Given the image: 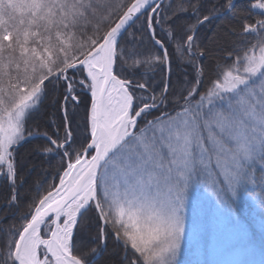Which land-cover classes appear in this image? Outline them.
<instances>
[{
  "label": "snow or ice",
  "instance_id": "obj_1",
  "mask_svg": "<svg viewBox=\"0 0 264 264\" xmlns=\"http://www.w3.org/2000/svg\"><path fill=\"white\" fill-rule=\"evenodd\" d=\"M0 212V264H264V0H0Z\"/></svg>",
  "mask_w": 264,
  "mask_h": 264
},
{
  "label": "trees",
  "instance_id": "obj_2",
  "mask_svg": "<svg viewBox=\"0 0 264 264\" xmlns=\"http://www.w3.org/2000/svg\"><path fill=\"white\" fill-rule=\"evenodd\" d=\"M86 99V98H85ZM55 166V162H53V167ZM43 168H48V165L45 163L43 165ZM42 169H37V172L35 175L38 177V179L42 182L46 177L41 175ZM47 187V185H45ZM8 215L7 212H0V216H6ZM260 235L259 232L257 231L256 234V256L255 257H248V258H259V245H260ZM225 243V240L220 237L215 230L213 229L211 222L209 223L206 234L203 238L202 241L198 242V244H194L192 247V250L190 254H188L185 258L190 259L192 261H197V260H220V259H226L229 257H225L221 254V248L223 244ZM207 249V254L205 255L204 249ZM113 248L110 245L109 246V254H106L105 257L101 260V264H105V261H109L111 259H115V257L112 255ZM245 256H248V254L242 252L240 249H236L233 252V255L231 258L233 259H238V258H244Z\"/></svg>",
  "mask_w": 264,
  "mask_h": 264
}]
</instances>
